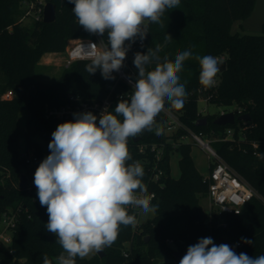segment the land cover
<instances>
[{"label":"trees","instance_id":"obj_1","mask_svg":"<svg viewBox=\"0 0 264 264\" xmlns=\"http://www.w3.org/2000/svg\"><path fill=\"white\" fill-rule=\"evenodd\" d=\"M46 2L56 4V20L46 23L43 17L32 18L33 24L29 26L24 24L26 18L22 20V0H0V220L4 212L21 208L11 245L0 246V264H43L45 255L51 264H57L63 251L56 237L46 231L47 210L39 203L34 182L28 187L20 186L21 174L26 172L20 156V139L23 137L26 146L35 147L41 162L50 154L52 133L60 123L70 121L46 118L47 105L61 104L70 94L95 102L109 94V85L128 88L116 72L112 74L114 79H104L100 70L89 74L85 66L91 59L66 66L53 82L38 79L39 61L44 53L64 51L69 38L95 36L79 25L72 11L74 5L68 0ZM254 4L255 0H180L178 8L166 10L161 17L163 26L149 24L145 44L137 52L146 53L149 47L154 49L160 44V57L167 55L170 60L185 50H191L194 56L226 54L227 68L218 73L216 88L199 83L200 66L196 59L184 62L179 76L181 83L186 84L187 97L182 109L172 110L187 126L213 139V147L221 157L258 190L260 197L252 198L238 214L206 211L201 198L208 195L209 182L196 167L192 143L176 146L183 131L166 133L160 116V135H156L154 128L128 141L132 156L128 163L144 164L143 182L148 191L157 194L155 216L136 230L133 225L121 226L118 238L103 249L102 256L98 253L90 258L77 257L76 264H157L161 257L164 264H179L174 256L176 249L183 257L188 246L200 238L211 237L219 245L220 236L240 243L234 248L237 254L264 255V160L255 155L264 152V30L233 31L234 24L245 19ZM240 27L243 30L241 23ZM168 34L173 38L170 41L165 40ZM103 37L107 40L106 34ZM9 90L13 95L4 98ZM201 92L210 96L208 103L225 107L235 104L233 111L237 115L240 109L241 114L249 113L251 119L227 125L214 123L220 113L199 114ZM120 99L113 98L109 111H114ZM21 111L26 114L25 130L19 127ZM203 117L207 118L206 124L198 125ZM229 128L233 130L232 137H227ZM153 144L163 148L160 164L165 174L157 182L151 179L156 157V151L151 149ZM140 145L147 147L140 151ZM174 151L181 153L178 177L171 174ZM129 214L135 215L131 210ZM241 238L253 240V244H245ZM170 239L172 243L168 242Z\"/></svg>","mask_w":264,"mask_h":264},{"label":"clouds","instance_id":"obj_2","mask_svg":"<svg viewBox=\"0 0 264 264\" xmlns=\"http://www.w3.org/2000/svg\"><path fill=\"white\" fill-rule=\"evenodd\" d=\"M79 25L88 33L107 35V46L92 51L85 66L89 74L100 70L104 79H114L124 64L132 43L142 42L150 23L163 26L166 10L176 9L180 0H68ZM173 38L170 34L166 41ZM95 49L96 44L89 43ZM162 46L149 47L146 53L136 52L133 64L138 70L131 95L121 98L114 111H103L99 119L92 112L74 113L75 119L60 123L48 144L50 154L34 173V185L42 207H46V231L56 237L63 249L57 264H76L103 251L118 238L121 226L135 225L136 216L130 208L155 214L144 169L132 160L128 148L131 138L144 131L156 135L163 132L156 117L165 109H182L187 97L186 84L179 73L184 62H199V83L213 87L221 71L222 61L209 55H195L191 50L176 54L174 60L159 53ZM154 65V68L149 66ZM131 83V81H129ZM122 118V119H121ZM98 121V122H97ZM264 159V152H256ZM248 245L253 240L241 238ZM43 264H51L45 255ZM179 264H264V255L237 254L228 244H215L211 237L200 238L187 248Z\"/></svg>","mask_w":264,"mask_h":264},{"label":"built area","instance_id":"obj_3","mask_svg":"<svg viewBox=\"0 0 264 264\" xmlns=\"http://www.w3.org/2000/svg\"><path fill=\"white\" fill-rule=\"evenodd\" d=\"M46 0H22V5L25 8V14L22 20L31 17L34 20H39L44 15V7ZM149 31V26H148ZM89 43L96 44L95 49L88 47ZM145 44V39L141 42L139 38L132 43L131 49L127 53V57L124 61L123 67L116 72L120 79H122L128 88L124 89L117 85H109V94L102 100L99 101H88L82 99L80 95L70 94L68 99L61 104H49L46 107L45 116L46 118L53 121L60 120H74V113L92 112L97 115L98 119L100 114L105 110L109 111L113 98L130 97L132 91V83L135 82L137 76V69L133 64L134 54L137 52L139 46ZM107 46V40L99 35L91 38L78 37L76 38L66 49L63 58L65 66L71 65L73 62L80 59H91L92 51H101ZM222 62H227L226 54L216 56ZM219 77H216V83L213 88L219 85ZM131 81V83L129 82ZM202 93V92H201ZM13 95L12 90L7 91L3 97L10 98ZM209 95L203 94L202 100L206 103L209 102ZM207 111V108L199 109V114H203ZM233 111V110H231ZM241 114V110L238 109ZM229 112L222 110L221 114ZM160 116L163 117L165 125L164 131L168 134H175L179 131H183L180 135V139L175 143L178 146L181 142L183 143H195L202 150L207 153L209 160V173L206 179L209 182L208 196L211 201L212 207L215 209L212 213L224 214V213H235L238 214L247 205V203L254 197H260L258 190L244 179L228 162H226L218 151L213 147L212 140L206 136L203 132H197L191 127L187 126L181 119L180 115L174 110H170L165 105L164 111H162L157 117L156 121L159 122ZM98 122V121H97ZM233 136V130H227V137ZM191 138L193 142L188 140ZM20 156L26 164V175L32 171L35 173L37 167L40 164V158L36 154L35 147L26 146L25 141L20 142ZM257 145L256 143L254 144ZM147 145H140L139 150L144 151ZM152 151H156L155 161L152 165V176L151 179L155 182L159 181L160 178L165 174V170L160 164L162 158V147H158L156 144L151 146ZM144 167V164H141ZM31 182L29 181V185ZM148 195L152 197L151 202L157 197L155 191H148ZM21 208L16 210L10 209L3 213L0 220V246L11 245L13 241V229L18 221V215ZM136 216V223L134 226L135 230L139 229L143 222L140 221L141 209L130 208ZM172 239L168 240L172 243ZM238 242L236 245H239ZM127 255V252H125ZM158 264V263H157Z\"/></svg>","mask_w":264,"mask_h":264},{"label":"rangeland","instance_id":"obj_4","mask_svg":"<svg viewBox=\"0 0 264 264\" xmlns=\"http://www.w3.org/2000/svg\"><path fill=\"white\" fill-rule=\"evenodd\" d=\"M240 21H237L234 26H233V31H245L244 29L242 30L240 27ZM24 24L25 25H29L31 26L33 24V19L31 17H27L24 20ZM77 38V37H76ZM76 38H69L67 40V45L64 51H57V52H53L51 53L52 57H45L46 54H50V52H46L43 54V56L40 59V65L38 67V79L40 81L46 82V83H50L55 81L61 74V71L66 67L63 63V58L65 55V51L67 49V47L76 39ZM199 109L202 110L204 109V107L207 108V111L204 112L203 114H206L208 112L210 113H221L222 110H227V111H231L234 110L236 105H230V106H218L215 104H211V103H206L204 100H202L203 98V93L199 94ZM19 127L21 130H25L26 128V114L24 111H21L19 113ZM23 137L20 139V142H23ZM188 140H190L191 142H193L191 140V138H189ZM191 154L192 157L194 159V162L196 164V167L198 168V170L200 171V173L203 176H207L209 173V160L207 158V153L202 150L199 146H197L195 143H192L191 145ZM181 158V153L179 151H174L171 155V174L174 177H178L180 175V165H179V160ZM28 179L31 182V184L33 183L34 180V173L31 171L30 174H28ZM152 205H156L154 202H151ZM201 204L204 207V209L206 211H208L209 213H212L213 211H215V209L212 207L211 205V201L209 199V196H204L201 198ZM156 214V212H155ZM155 214H143L142 210H141V215H140V221L141 222H145L151 218H153L155 216ZM177 250V249H176ZM98 253L95 254H91L88 256V258L96 255ZM165 259L163 257L160 258L159 263L158 264H164ZM10 264H14V262L10 263Z\"/></svg>","mask_w":264,"mask_h":264},{"label":"water","instance_id":"obj_5","mask_svg":"<svg viewBox=\"0 0 264 264\" xmlns=\"http://www.w3.org/2000/svg\"><path fill=\"white\" fill-rule=\"evenodd\" d=\"M57 17V6L53 2H46L44 7L43 21L50 23L56 20ZM241 25L246 32L251 33H262L264 30V0H255L254 7L251 13L241 21ZM227 68V62L223 61L221 64V72ZM251 119L249 113H242L237 115L235 111H229L224 114L219 115L214 123L219 125L234 124L237 120L248 121ZM207 118L203 117L198 120V125L206 124ZM264 160V159H263ZM21 187L29 186V179L26 173L21 174ZM218 244H228L229 246L235 248L236 243L230 240L228 237L220 236L218 239ZM100 255H103V251L99 252ZM174 256L180 261L182 254L179 250L174 251Z\"/></svg>","mask_w":264,"mask_h":264},{"label":"crops","instance_id":"obj_6","mask_svg":"<svg viewBox=\"0 0 264 264\" xmlns=\"http://www.w3.org/2000/svg\"><path fill=\"white\" fill-rule=\"evenodd\" d=\"M50 53H53V52H50ZM46 56L48 57V56H49V54H46V55H45V57H46ZM47 57H46V58H47ZM49 57H52V56L50 55Z\"/></svg>","mask_w":264,"mask_h":264}]
</instances>
